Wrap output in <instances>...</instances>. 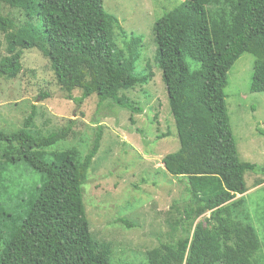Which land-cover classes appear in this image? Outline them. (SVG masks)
<instances>
[{
	"label": "trees",
	"instance_id": "16d2710c",
	"mask_svg": "<svg viewBox=\"0 0 264 264\" xmlns=\"http://www.w3.org/2000/svg\"><path fill=\"white\" fill-rule=\"evenodd\" d=\"M153 30L179 140L163 166L186 181L188 192L183 208L176 204L169 211L168 239L140 261L116 259L111 243L94 238L83 199L103 128L97 127L83 156L75 147L48 152L73 134L74 121L33 133L32 112L20 129L0 130V175L8 163L40 175L39 185H23L13 196L6 188L0 195L23 216L13 225L0 223V264H264L245 182L247 172L259 167L240 156L225 92L230 69L246 52L255 56L250 90L264 92V0H183ZM0 35L6 43L0 77L16 79L24 50H36L76 105L95 97L98 107L111 100L141 111L125 92L153 77L148 69L136 72L143 39L108 13L104 0H0ZM259 171L264 174V166ZM263 183L264 177L253 186Z\"/></svg>",
	"mask_w": 264,
	"mask_h": 264
},
{
	"label": "rangeland",
	"instance_id": "374dc122",
	"mask_svg": "<svg viewBox=\"0 0 264 264\" xmlns=\"http://www.w3.org/2000/svg\"><path fill=\"white\" fill-rule=\"evenodd\" d=\"M182 1L104 0V9L115 15L128 32L143 39L136 72L143 74L148 69L153 77L148 83L125 92L141 111L111 100L98 107L95 97L76 105L62 94L50 64L36 50H24L23 69L16 79L0 77V130L20 129L32 112L35 113L30 128L33 133L58 130L73 120V134L46 150L75 147L83 156L92 144L97 127L103 128L100 149L82 187L83 199L94 238L111 243L116 259L140 261L151 248L168 239L167 222L173 216L169 211H175L176 204L183 208L188 201L186 181L173 177L163 166L164 156L178 148L179 140L163 73L156 61L158 47L153 30L155 22ZM33 23L40 26L37 20ZM225 34L230 35L231 31ZM0 42V52H3L6 44L3 35ZM118 42L124 44L122 38ZM254 61L255 56L246 52L235 62L228 73L225 92L240 156L257 164L260 170L264 166V92L250 90ZM43 92L47 96H41ZM74 95L79 97L81 93ZM1 163L5 159L0 157ZM259 170L247 172L245 182L251 220L261 236L264 251V183L253 186L264 177ZM39 177L23 164L8 163L0 175V195L6 188L10 189L8 196H13L23 185H39ZM13 183L16 188H12ZM22 219L6 197L0 199V223L13 225ZM197 221L204 222V217ZM3 248L0 238V251Z\"/></svg>",
	"mask_w": 264,
	"mask_h": 264
}]
</instances>
